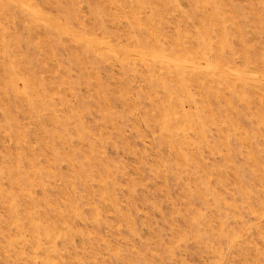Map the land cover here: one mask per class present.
<instances>
[{
    "label": "rangeland",
    "instance_id": "obj_1",
    "mask_svg": "<svg viewBox=\"0 0 264 264\" xmlns=\"http://www.w3.org/2000/svg\"><path fill=\"white\" fill-rule=\"evenodd\" d=\"M0 264H264V0H0Z\"/></svg>",
    "mask_w": 264,
    "mask_h": 264
}]
</instances>
